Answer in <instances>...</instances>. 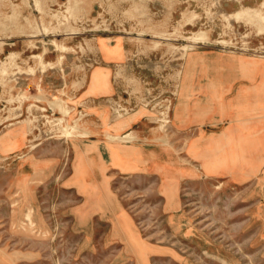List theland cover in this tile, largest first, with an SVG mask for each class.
<instances>
[{"label":"rangeland","instance_id":"rangeland-1","mask_svg":"<svg viewBox=\"0 0 264 264\" xmlns=\"http://www.w3.org/2000/svg\"><path fill=\"white\" fill-rule=\"evenodd\" d=\"M263 2L0 0V264H264V26L233 15Z\"/></svg>","mask_w":264,"mask_h":264},{"label":"bare ground","instance_id":"bare-ground-1","mask_svg":"<svg viewBox=\"0 0 264 264\" xmlns=\"http://www.w3.org/2000/svg\"><path fill=\"white\" fill-rule=\"evenodd\" d=\"M39 2V1H38ZM40 4V3H39ZM262 5L264 6V2L262 3ZM40 8V7H39ZM41 9V8H40ZM40 9H38V10H40ZM67 12V11H66ZM57 15V14H56ZM234 16H236V17H241V16H243L244 15V17L246 16L247 18H248V20L250 21V23L252 24V23H254L255 25H258L260 28H261V30L263 29V23H264V15L261 13V10H257V9H253V8H251V7H248V8H244V9H242V10H240V11H238V12H236V13H234L233 14ZM194 16V15H193ZM193 16H191V18L193 17ZM196 16V15H195ZM232 17V16H231ZM245 17V18H246ZM194 18V17H193ZM235 18V17H234ZM237 18V19H238ZM188 19V18H187ZM238 20H240V19H238ZM189 21V20H188ZM191 21V20H190ZM190 23V22H189ZM188 24V23H187ZM44 28V27H43ZM46 30V29H45ZM48 30V29H47ZM262 31H264V29L262 30ZM145 33V32H144ZM163 35H164V33H162ZM166 34H168V33H166ZM195 34V33H194ZM203 34H205V33H203ZM153 35V34H152ZM155 35V34H154ZM158 36V35H157ZM196 36V35H195ZM188 38V37H187ZM192 38V37H191ZM200 38H203V37H200ZM189 39V38H188ZM203 39H205V38H203ZM185 40V39H184ZM195 40V39H194ZM198 40H200V39H198ZM202 40V39H201ZM224 41V40H223ZM45 42V41H44ZM218 42V41H217ZM101 43V47L103 48V49H105V45H104V41H101L100 42ZM223 43V42H222ZM227 43V42H226ZM55 44H56V48H57V50L58 51H60V52H65V51H67L68 50V48L67 47H65V46H63V45H60V44H58L57 42H55ZM54 44V45H55ZM225 44V43H224ZM45 47V46H44ZM184 47V46H183ZM55 48V49H56ZM185 49H186V47H184ZM183 48V49H184ZM182 49V50H183ZM45 51V50H44ZM186 53V52H185ZM12 57V56H11ZM63 57V55H61V57L59 58V59H61ZM35 58H37L38 60H39V64H43L44 63V57H43V55L42 54H40V55H36L35 56ZM4 72H5V70H3ZM3 71H1V73L3 72ZM18 71H20V70H18ZM5 74V73H4ZM107 77H108V75H106V74H102L101 72H100V70L99 69H96L95 70V72H94V74H93V78H92V83H91V89H93V90H95V89H99V88H101V87H107L108 86V81H107ZM19 97V96H18ZM161 100V99H160ZM20 101V100H19ZM57 101V100H56ZM51 106L52 107H57L58 108V110L60 111V113L63 115V117L62 118H60L59 119V123L60 124H62V127H65V132L66 133H68V134H72V130H74L76 127H77V124H76V122H75V125H71L69 122H68V120L66 119L67 117H68V115H69V112H71V110H70V108H69V106L67 107L66 105H64L63 103H60L59 101H57V102H55V104L54 103H51ZM128 120H130V118L129 119H125V120H121L120 122H119V125H126V124H128L129 122H128ZM64 123H66V124H64ZM86 135L87 134H89V133H85ZM113 141H121V142H123V141H125V142H128L129 141V139L131 138V136H130V134H126V135H110L109 136ZM118 147H120L119 145H118ZM117 147V148H118ZM214 161L211 159L209 162H206V165L207 166H205V168H206V170L208 171V172H210V171H212V169H213V167H218V165H220L221 163H223V164H227L229 161H232L233 163L236 161L235 159V157H233V155L232 154H228V155H225V156H222L221 154H216V155H214ZM76 173H75V175H74V179H75V181L77 182V184H79L80 185V187H82L83 188V190H86L87 188H89V187H93L91 184H89V183H87V182H85V181H83V172H82V170H81V167L80 166H78L77 168H76V171H75Z\"/></svg>","mask_w":264,"mask_h":264},{"label":"crops","instance_id":"crops-1","mask_svg":"<svg viewBox=\"0 0 264 264\" xmlns=\"http://www.w3.org/2000/svg\"><path fill=\"white\" fill-rule=\"evenodd\" d=\"M103 54H104L103 55L104 56V60H106V62L111 64V63H113V62H115L116 60L119 59L118 57H120L121 52L120 51H115L113 49V47L110 46V48L109 47L105 48V51L103 52ZM91 83H92V80H91ZM259 90L260 89H258L257 92H259ZM242 93L248 95V94L251 93V91L246 89L245 87H243ZM103 94L104 93H103L102 90H100V89L93 90L89 86L88 90L85 91L83 99L84 100H86L87 98L88 99H91V98L95 99V98H98V97L102 96ZM132 122H134V121H132ZM131 124H133V123H131ZM259 133L260 132L258 130L257 131V137H256V140H257L256 145L257 146L253 150H251L252 152L251 151L249 152V150H248V152H245V154L249 155L251 153L252 155H256L257 158L261 157V158L264 159V146L261 145V143H260L261 141H263V139H261V136H258ZM258 143H260V145ZM210 146L211 145L208 142H204L203 143L199 139L194 141V143L191 146V151H192V156H193L192 158L193 159H202L203 168H204V163L209 162L212 158L213 159L215 158V157H212V155L209 154ZM248 147H249V145H248ZM118 152H119V150H118ZM125 152H130V150L127 148V149H125ZM141 152L143 153V150ZM243 153H244V151H243ZM120 156H121L122 160H124V162L121 160L118 164L116 163V165H119V167H118L119 170L120 171H124L125 173H128L129 170H130V172H133V169L140 168V164L142 162H144V159H143L144 157H141L142 158V160H141V159L135 157L132 153L130 155V153L121 152ZM125 163L133 164L132 165V169H128L129 167H126ZM227 167H228L227 165L221 163L220 165H218V167H213L212 171H210V172L206 171L205 168H204V173L208 177H214V176L217 175V173L225 172ZM115 168H117V167L115 166Z\"/></svg>","mask_w":264,"mask_h":264}]
</instances>
